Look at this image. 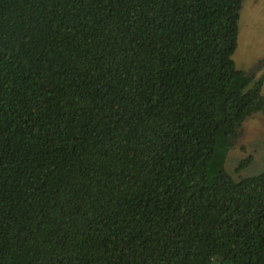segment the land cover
I'll list each match as a JSON object with an SVG mask.
<instances>
[{"label": "trees", "instance_id": "16d2710c", "mask_svg": "<svg viewBox=\"0 0 264 264\" xmlns=\"http://www.w3.org/2000/svg\"><path fill=\"white\" fill-rule=\"evenodd\" d=\"M244 1L0 0V264H264Z\"/></svg>", "mask_w": 264, "mask_h": 264}, {"label": "rangeland", "instance_id": "374dc122", "mask_svg": "<svg viewBox=\"0 0 264 264\" xmlns=\"http://www.w3.org/2000/svg\"><path fill=\"white\" fill-rule=\"evenodd\" d=\"M238 68L259 79L264 74V0H245L239 21V36L233 54ZM264 95V85L262 89ZM251 156L250 165L237 170L241 160ZM264 168V112L249 117L241 136L228 153L226 169L237 179Z\"/></svg>", "mask_w": 264, "mask_h": 264}]
</instances>
